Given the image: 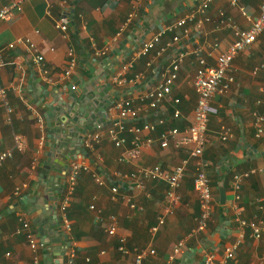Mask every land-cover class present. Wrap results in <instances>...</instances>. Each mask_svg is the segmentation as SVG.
Returning a JSON list of instances; mask_svg holds the SVG:
<instances>
[{
    "label": "crops",
    "instance_id": "1",
    "mask_svg": "<svg viewBox=\"0 0 264 264\" xmlns=\"http://www.w3.org/2000/svg\"><path fill=\"white\" fill-rule=\"evenodd\" d=\"M64 1L71 5L70 13L76 12V18L70 15L71 25L66 36L54 27L62 14L61 3ZM201 1L0 0L2 6L13 2L20 5V11H15L9 20L0 21V50L6 63L0 70V88L5 89L12 109L8 121L0 102V154L13 148L14 135L21 136L24 142V149L15 152L0 167V264L32 263V253L24 234H17L19 217L30 223L39 244L43 245L38 250L40 264H68L71 249L75 252L72 264H131L136 252L148 248H152L155 255L145 264H183L186 254L194 249L197 253L186 264H200L208 253L215 256V264H224L225 251L239 237L235 220L239 211L241 219L260 224L261 234L256 239L251 230L245 229L243 243L235 251L234 258L225 264H264V174L250 175L241 182L238 202L231 190L233 175L264 167V137L254 135V114L264 116V93L259 89L264 81V71L256 76L252 73L264 62V33L234 59L229 73L234 83L229 91L216 96L211 103L207 146L203 155L208 164L206 173L210 184L217 178L231 175L225 182L228 190H225L227 201L224 206L219 205V192L216 193L211 185L214 212L207 228L200 234H192L200 216L199 201L190 181L194 176L192 163L181 183L179 203L152 240L148 231L163 213L166 185L150 182L145 184L143 191L121 186L115 200L110 194L109 185L116 182L117 172L126 173L140 166L155 165L172 169L187 158L186 150L176 149L173 143L162 149L154 143L142 149L132 164H120L117 161L120 151L108 140L97 147V154L87 156L78 142L72 138L64 142L67 135L56 132L62 126V108L72 103L74 95H82L85 90L90 92V81L95 82L101 94L106 86L111 87V91L104 95L105 99L110 98L111 106L105 113L95 114L96 122L106 126L117 116L113 108L117 101L135 98L144 90L142 84L119 85L117 81L141 74L154 87L164 70L182 53L185 58L171 90L172 99L180 100L181 116L173 120V105L166 102L164 111L153 112L152 119L156 122L163 117L165 127L177 125L180 131L188 127L197 99L193 85L197 70L196 52L200 50L207 64L214 65L216 57L233 40L232 33L221 22L220 14L246 30L251 24L248 19L258 16L264 3V0H238V7H231L229 0H213L206 18L196 16L195 22L188 25L189 32L185 33L183 29L173 32L178 42H173L172 33H166L148 56H139L142 45L138 44L134 49V44L148 41L164 28L193 13ZM47 5H51V15H47ZM153 26L155 28L151 30ZM148 30L151 31L146 33ZM19 39H29L34 44L37 54L44 58L41 64H36L23 48L7 50L8 44ZM126 40L128 42L119 50L120 44ZM215 43L217 48L213 47ZM68 51L74 53L78 65L72 75L65 78ZM96 52L103 55L97 57ZM128 65L132 67L125 70ZM157 67L158 71L155 70ZM72 85L76 86L74 91ZM35 113L42 116L43 127L36 123ZM95 124L91 125L92 128ZM223 127L232 133L227 141H221L219 137ZM75 134L77 138L81 136ZM154 135H158V130ZM59 146L63 155L69 156L68 169L62 171L57 181V191L53 195L56 202L48 203V206L56 205V226L49 225V230L56 233L42 241L33 221L39 218L49 222L53 214L44 205L46 186L39 183L40 174L51 150L59 149ZM33 159L36 160L34 166ZM73 162L82 163L89 167V172L106 180L104 185L97 186L89 173L79 174L66 212L70 225L67 231L61 220L59 204L66 193L67 174ZM53 176L56 174L51 168L48 178ZM47 186L53 188L51 184ZM16 188L20 189L18 195L15 194ZM128 197L131 203L143 208L142 213L128 208L125 201ZM90 206H94L96 212L90 210ZM42 209H45L44 213ZM97 214L99 221L95 219ZM113 216L117 219V235L109 237L104 232ZM120 236L126 238L128 255L123 256L117 251ZM181 241H185V245L179 252H174Z\"/></svg>",
    "mask_w": 264,
    "mask_h": 264
},
{
    "label": "built area",
    "instance_id": "2",
    "mask_svg": "<svg viewBox=\"0 0 264 264\" xmlns=\"http://www.w3.org/2000/svg\"><path fill=\"white\" fill-rule=\"evenodd\" d=\"M119 0H106V2H115ZM213 0H202L195 11L186 17L176 21L172 25L161 30L155 34L151 39L141 43L139 51L140 57L148 56L157 43L166 33H173L178 29H183L185 33L189 32L188 25L195 22L196 16L200 15L202 18H206V13L209 5ZM231 7H238V0H229ZM62 14L58 20H56L54 27L63 36L67 35L69 27L71 25V5L67 2H62ZM51 5H47V15H51ZM15 11H20V5L17 2H13L7 6L0 4V21L9 20ZM222 24H225L227 30L232 33L233 40L227 45L225 50L220 53L216 59L214 65H208L204 58L201 56V51L196 52L197 57V70L193 78L194 90L197 95L196 104L192 113V118L188 127L180 131L177 128H168L157 134L158 128L166 126V120L162 117L156 122H153V112L164 111V103L171 102L173 105L172 118L177 120L181 116V112L178 109L180 104L179 99H172V89L178 80V74L180 65L185 58V54H180L177 59L170 64L162 73L161 80L152 87L149 84V80H145V76L138 74L132 79L119 80L117 83L122 84H142L144 90L142 94L137 97H128L120 100L113 105L117 116L110 120L108 125L102 123L95 124L93 130L87 135L85 134L79 146H82L84 150H88L90 154H97V147L104 140H108L115 149L119 150L117 161L120 164H132L136 161L141 150L153 146L154 143H158L160 148L167 149L171 143H173L176 149L186 150L187 158L182 160L177 166L172 169L163 168L160 165L151 167H137L131 172L115 174L116 182L110 186L111 199L115 200L120 192L121 186H127L128 188L137 189L143 191L145 184L150 182L162 183L166 185V191L164 195V210L161 215L156 219V224L152 226L148 233L151 238L156 235L157 231L165 225L166 217L173 212L174 206L180 201L179 190L181 183L184 182L186 177L187 168L192 163L194 168V176L192 180L193 191L196 194L199 206L200 216L197 219L196 228L193 230V235L200 234L207 228V224L214 212V199L212 195L211 182L207 176L206 168L208 164L203 160V155L207 146V131L211 116V103L216 96L229 91L231 85L234 83V78L230 75V68L234 59L247 49L264 33V3L260 6L259 14L254 19H248L251 22L250 27L246 30L240 28L231 19L225 18L224 14H220ZM208 21V19H206ZM202 20L198 22L200 25ZM178 37H173V42H178ZM214 48L218 47V44L213 45ZM9 51H16L18 48H23L28 56H31L36 64H41L44 58L37 54V50L34 44L29 39H19L14 41L6 47ZM103 55L101 52H96V56ZM3 52L0 50V70L6 65ZM67 64L64 69V77L69 78L72 72L76 69L78 61L72 51L67 53ZM132 65H128L124 69L131 68ZM264 71V62L259 64L253 70V75H258L259 72ZM76 86L72 85L71 90L74 91ZM260 92L264 93V81L260 86ZM6 91L0 88V102L5 109L6 119L10 121V115L12 109L9 107L6 99ZM258 104L260 102L258 101ZM111 106V105H110ZM36 123L43 127L44 121L41 115L35 113ZM254 128L257 138L264 137V116L260 114H254ZM229 128L223 127L221 134L219 135L221 141H227L232 136ZM130 140H129V139ZM13 148L0 154V167L6 160L13 157L15 152H20L24 149V142L21 136L14 135ZM128 144L130 147H128ZM35 159H33L32 165H35ZM81 172L89 173L97 186L104 185L103 177L94 175L89 167L83 165L80 162H73L69 168L66 179V193L63 195V200L59 204V212L61 214V220L64 222V228L69 231L70 225L67 219V209L69 203L75 191V185L77 183V177ZM253 174H264V167L251 170L244 174H236L232 177L231 190L234 194L236 202L239 201L238 192L241 188V182L245 178H248ZM19 188L15 189V194L18 195ZM127 206L130 210L137 213H142L143 208L134 203H131V199L128 197L125 199ZM90 210L96 212L94 206H90ZM240 211L236 216V222L238 224L239 237L237 241L225 251L224 264L234 258V253L240 245L243 243L245 229L252 231L253 237L258 239L261 234V226L256 222H246L241 219ZM95 219L100 220V216L97 214ZM20 226L17 229V234H24L27 245L32 253V263L40 264L38 250L42 244H39V240L34 235V231L31 228L29 222L19 217ZM117 219L113 216L109 219V223L105 228V234L109 237H115L117 235ZM118 239L117 251L125 256L128 255V250L125 247L126 238L120 236ZM185 245V241H181L174 249V252H179ZM68 264H72V260L75 256L74 250L68 251ZM155 255V251L152 248L138 251L134 254L131 264H145L149 257ZM9 256V254L7 255ZM204 264H215V256L212 253L205 255ZM170 264V263H169Z\"/></svg>",
    "mask_w": 264,
    "mask_h": 264
},
{
    "label": "water",
    "instance_id": "3",
    "mask_svg": "<svg viewBox=\"0 0 264 264\" xmlns=\"http://www.w3.org/2000/svg\"><path fill=\"white\" fill-rule=\"evenodd\" d=\"M157 0H153V2H156ZM158 24V23H157ZM156 24V25H157ZM155 26L151 30H153ZM151 30H148L146 33H149ZM128 41H124L123 43L120 44L119 50L125 46V44ZM143 43V41H140L139 43L134 44V49L137 48L138 44ZM118 50V51H119ZM90 85V92L82 91V95L73 96L72 103L70 105L62 108L60 114L62 117L60 118V124L62 125L56 132L60 135L62 132H64L65 135H67V138L64 140V142L69 141L71 138L74 139L76 142L80 144L82 141L81 139L83 136L86 134L87 131H91L92 124L96 122L95 119V114L97 113H105L107 108L111 105V100L110 98L105 99L104 95H107L109 91H111L110 86H106V90L103 91L101 94L99 89H97L95 82H89ZM118 92L115 94L117 96ZM99 99H103L102 102L99 101ZM91 112H93L91 114ZM79 133L81 136L77 138V135L75 134ZM70 135V137L68 136ZM69 139V140H68ZM78 141H77V140ZM61 141V140H60ZM63 141V140H62ZM67 153V151H66ZM69 155V154H68ZM69 160V156L63 155L62 149H52L50 152V155L45 163V166H43L42 172L40 174L41 179L39 181L40 184L46 186L44 189V194L47 196V199L44 200V205H47V209L52 211L53 217L51 218V221L47 220H40L35 219L33 221L34 225L38 228L39 235L42 238V241H44L45 238L48 236H51L50 234L56 233V232H51L52 230H49V225L56 226L57 218H56V205L55 206H48V203L50 201H55L56 199L53 198V195L56 193V186H57V181L61 177V173L63 170H67L68 166L66 165V162ZM55 172L56 176L48 178V174L50 169ZM53 185V188H49L47 185ZM218 192H219V205L224 206L227 201V196L226 192L224 189V186L222 183H218ZM62 189V188H61ZM42 212H45V209H42ZM34 213V212H32ZM198 252H201L199 250ZM197 253V250H191L188 252L183 259V264H186L188 260L192 259L195 254ZM205 258L200 262V264H204Z\"/></svg>",
    "mask_w": 264,
    "mask_h": 264
},
{
    "label": "trees",
    "instance_id": "4",
    "mask_svg": "<svg viewBox=\"0 0 264 264\" xmlns=\"http://www.w3.org/2000/svg\"><path fill=\"white\" fill-rule=\"evenodd\" d=\"M70 15L73 16V18H76V12L73 11L72 13H69ZM176 34L175 33H172L171 36L174 37ZM159 67H157L155 70L158 71ZM174 120V119H173ZM170 128H180V126H177V125H173V126H169ZM165 129H168L167 127H162V128H158V133L164 131ZM85 151V155H91L90 152L88 150H84ZM231 175V173H229L224 179H221V178H217L216 182L212 183L211 185L213 186V188H215L216 190V193H217V190H218V182H220V180H223V184H224V187H225V190L227 191L228 190V187H227V184H225L226 182V179ZM192 181V180H190Z\"/></svg>",
    "mask_w": 264,
    "mask_h": 264
}]
</instances>
